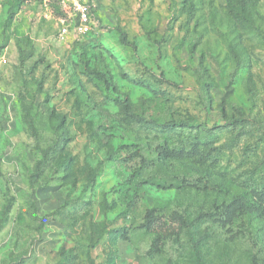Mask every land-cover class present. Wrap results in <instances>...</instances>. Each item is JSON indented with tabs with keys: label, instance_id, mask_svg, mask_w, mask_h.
Masks as SVG:
<instances>
[{
	"label": "rangeland",
	"instance_id": "obj_1",
	"mask_svg": "<svg viewBox=\"0 0 264 264\" xmlns=\"http://www.w3.org/2000/svg\"><path fill=\"white\" fill-rule=\"evenodd\" d=\"M88 1L0 0V264H264V0Z\"/></svg>",
	"mask_w": 264,
	"mask_h": 264
},
{
	"label": "built area",
	"instance_id": "obj_2",
	"mask_svg": "<svg viewBox=\"0 0 264 264\" xmlns=\"http://www.w3.org/2000/svg\"><path fill=\"white\" fill-rule=\"evenodd\" d=\"M63 16L58 37L88 34L93 27L92 4L88 0H58Z\"/></svg>",
	"mask_w": 264,
	"mask_h": 264
},
{
	"label": "trees",
	"instance_id": "obj_3",
	"mask_svg": "<svg viewBox=\"0 0 264 264\" xmlns=\"http://www.w3.org/2000/svg\"><path fill=\"white\" fill-rule=\"evenodd\" d=\"M206 77L207 76H206V73L204 72V70H201L199 68L198 78H199L201 84H206ZM122 109L131 118H133V119H138L139 118L137 115L131 113L128 110V103L126 101H122ZM232 120H233L232 122H236L235 119H232ZM229 122H231V121H229ZM164 124L167 125L169 128L180 127V128H188V129H190L191 126L193 125L189 121H187V122L175 121L174 123L167 122V123H164ZM205 128L206 127H204V129ZM263 197H264V195H263ZM204 214H206V213H204ZM189 237H190V243H191V250H192L193 258H194L196 264H206V261L204 259V255H203V253H202V251H201V249H200V247L198 245V241L196 239H194V236H193L192 233H190Z\"/></svg>",
	"mask_w": 264,
	"mask_h": 264
}]
</instances>
